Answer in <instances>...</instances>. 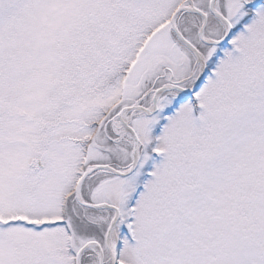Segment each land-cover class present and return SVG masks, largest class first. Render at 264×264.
Returning a JSON list of instances; mask_svg holds the SVG:
<instances>
[{
    "label": "snow or ice",
    "instance_id": "obj_1",
    "mask_svg": "<svg viewBox=\"0 0 264 264\" xmlns=\"http://www.w3.org/2000/svg\"><path fill=\"white\" fill-rule=\"evenodd\" d=\"M0 264H264V0H0Z\"/></svg>",
    "mask_w": 264,
    "mask_h": 264
}]
</instances>
